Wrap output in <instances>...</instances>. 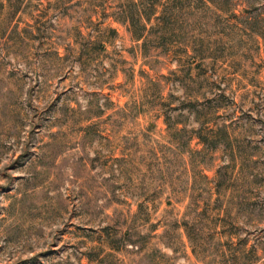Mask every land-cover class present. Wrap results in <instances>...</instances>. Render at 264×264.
Segmentation results:
<instances>
[{"label":"rangeland","instance_id":"obj_1","mask_svg":"<svg viewBox=\"0 0 264 264\" xmlns=\"http://www.w3.org/2000/svg\"><path fill=\"white\" fill-rule=\"evenodd\" d=\"M0 264H264V0H0Z\"/></svg>","mask_w":264,"mask_h":264},{"label":"trees","instance_id":"obj_2","mask_svg":"<svg viewBox=\"0 0 264 264\" xmlns=\"http://www.w3.org/2000/svg\"><path fill=\"white\" fill-rule=\"evenodd\" d=\"M137 3L136 1H131L129 2V4H125L123 6V8H121V11L120 13L118 14L117 16V19L121 22H128L131 26V31L133 33V35L136 37V38H141V37H144L145 36V30H147V26H146V22L145 21H148L149 18H150V15L152 13H154V3L155 1H152L150 2V9L148 10H145V12H143L142 15H144V19L145 21H141L140 20V13L135 14V9L137 8ZM158 17H160V15H158ZM197 136L199 138H201L203 141H204V138L202 136V134H197Z\"/></svg>","mask_w":264,"mask_h":264}]
</instances>
